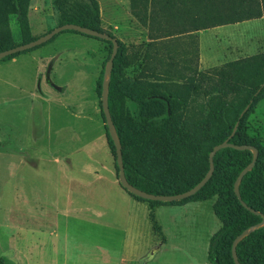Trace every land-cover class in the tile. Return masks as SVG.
Here are the masks:
<instances>
[{"label": "rangeland", "instance_id": "1", "mask_svg": "<svg viewBox=\"0 0 264 264\" xmlns=\"http://www.w3.org/2000/svg\"><path fill=\"white\" fill-rule=\"evenodd\" d=\"M96 2L101 29L123 45L121 77L143 85L156 83L169 91L190 79L198 85L195 104L184 112L190 119L201 118L197 105L208 99L202 97L203 90L218 83L222 75L236 78L233 62L264 53V15L194 30L190 14L203 11V4ZM234 5V0H214L225 19L232 17ZM88 8L89 0H30L29 34L43 35L59 24L63 13ZM20 34L10 16L4 38L18 45ZM49 43L43 44L45 54H63L49 75L50 84L62 92L52 104L28 96L39 87L30 79L29 69L15 70L23 75L21 93L9 90L6 72L14 70L0 68V257L4 263L21 264L24 252L28 264H89L88 249L100 247L115 257L124 241L127 245L131 241L138 248L134 255L142 254L135 264H142L165 236V246L145 264H208L211 232L220 227L212 210L214 199L183 210L159 206L154 213L161 228L158 234L149 219V203L128 199L131 194L114 183L116 162L100 110L110 44L72 31L57 34ZM4 59L0 63L9 60ZM49 67L46 64V72ZM219 96L215 94V103L231 99ZM31 104L43 111L42 124L35 122ZM134 112L135 105L125 98L118 122L126 140ZM246 129L264 145V99L248 114ZM125 149L130 161L138 163L139 149L127 144ZM186 214L188 221L182 218Z\"/></svg>", "mask_w": 264, "mask_h": 264}, {"label": "trees", "instance_id": "2", "mask_svg": "<svg viewBox=\"0 0 264 264\" xmlns=\"http://www.w3.org/2000/svg\"><path fill=\"white\" fill-rule=\"evenodd\" d=\"M89 1L90 8L83 12L63 13L56 26L71 23L105 32L100 27L98 3L96 0ZM177 1L182 4L194 2L204 5L203 11L190 14L194 30L226 22L257 19L264 15V0H234L235 5L230 19H225L215 9L214 0ZM29 3L30 0H0V51L15 46L4 38V35L9 33L10 16L21 33L19 44L36 38L29 34L27 20ZM107 34L114 37L110 33ZM105 42L110 44L112 49L111 42ZM117 43L118 49L113 60L109 83L108 107L121 144L124 173L132 186L155 195H173L191 189L208 170L209 152L230 137L236 123H238L236 131L229 139V143L250 145L258 150V158L253 168L242 178L239 185L241 200L246 207L236 198L233 184L241 170L250 163L252 153L232 148L221 149L215 154L211 178L197 193L187 199L158 202L142 200L131 194L136 199L149 203V219L153 231L158 234H161V229L153 213L155 207L214 199L213 213L221 225L209 240L207 260L210 264H234L231 257L234 238L245 229L259 223L264 216L263 140L259 136L250 135L246 129L248 114L260 100L264 99V53L233 62L231 66L236 78L229 80L222 75L218 83L203 90L202 97L208 99L205 103L197 105L201 118L190 119L184 112L187 107L195 104V98L198 97L200 90L197 89L198 85L190 79L169 91L156 83L149 82L143 85L140 80L121 77L123 45L118 40ZM19 54L21 53L6 57L4 60ZM215 94L221 98L230 96L231 99L227 103H215ZM125 98L135 105L131 135H127V140L124 139L118 122V115L123 112ZM246 107L248 108L240 116ZM101 115L104 121L102 112ZM104 127L116 162L113 143L105 125ZM126 144L136 150L139 149L138 163L133 164L128 158ZM115 168L118 175L117 165ZM236 253L240 264H264V226L241 240L236 247ZM0 264H5L1 257Z\"/></svg>", "mask_w": 264, "mask_h": 264}, {"label": "water", "instance_id": "3", "mask_svg": "<svg viewBox=\"0 0 264 264\" xmlns=\"http://www.w3.org/2000/svg\"><path fill=\"white\" fill-rule=\"evenodd\" d=\"M63 31H72L75 33L82 34L87 37H92L95 39L103 40V41H109L112 44V49L109 58L107 59L105 66H104V72H103V81L101 85V99H100V107L101 112L104 117V125L107 128L108 135L113 143L114 150H115V159H116V165L118 168V182L124 188L128 193L134 195L135 197H138L142 200L147 201H158V202H177L184 199H187L197 193L205 184L206 182L211 178L213 171H214V162L213 158L215 154L224 148H232L235 150H248L252 153V159L248 165H246L241 172L238 174L234 184H233V191L236 196V198L241 202V204L246 207V204L241 200L240 191H239V185L242 180V178L253 168L257 158H258V150L250 145H235L232 143H229V139L233 136V134L236 131L238 123H236L235 127L233 128V131L228 139L223 141L222 143L214 146L212 150L208 154V170L205 173L204 177L191 189L184 191L182 193H177L173 195H155L151 193H147L145 191H142L134 186H132L126 179L125 173H124V166H123V159H122V151H121V144L119 137L116 132V128L113 124L111 114L108 107V93H109V83L111 78V71L113 67V60L115 58V55L117 53L118 49V43L117 39L115 37L109 36L105 32H99L94 29H91L89 27H83L77 24H63L56 26L49 30L48 32L44 33L43 35H40L36 37L35 39L23 43L15 45L11 48L5 49L0 51V60L9 57L11 55L22 53L28 50H31L33 48L39 47L47 42H49L53 37H55L57 34L63 32ZM248 107L244 109V111L241 113L240 116L243 115V113L246 111ZM253 211V210H251ZM256 214H259L258 212L253 211ZM264 226V216H262V220L255 224L250 226L249 228L242 231L239 235H237L231 245V257L234 264H240L238 261L237 253H236V247L238 243L243 240L245 237L250 235L253 231L261 228ZM159 250V247L152 248L148 254L143 257L141 260L142 264H145L153 259L157 251Z\"/></svg>", "mask_w": 264, "mask_h": 264}, {"label": "crops", "instance_id": "4", "mask_svg": "<svg viewBox=\"0 0 264 264\" xmlns=\"http://www.w3.org/2000/svg\"><path fill=\"white\" fill-rule=\"evenodd\" d=\"M29 11H30V9L28 10L27 16L29 15ZM69 38H71V37H69ZM49 44H51V43H49ZM43 46H41L35 50H31V51L21 53L15 57L5 61V62L0 63V68L1 67H4V68L10 67V70H14L15 73L13 71H11L10 73L6 72V77L8 79V82L10 80L9 90H13V91L21 92V93L24 92V89H25L23 75L18 73L15 70L17 68H21L22 70L29 69L30 79L33 82H37L39 87L37 90H33V91L29 92L28 96L31 98H34V99L42 100V102H44V99H47L48 103L52 104V102H55L54 99H57V98L62 96L61 95L62 92L60 91L59 88H56L53 86V84H50L52 82L49 78V75L52 74L55 65H58V62H60V60H61L60 58H62L63 54L60 51L59 52L54 51L52 54H45L44 50L47 47L45 45H43ZM69 55L72 56L71 51H69ZM48 63L51 65V68L49 67L50 72H46V64H48ZM26 96H27V94H26ZM48 97H51V99H53V101H51L50 98L48 99ZM19 98L24 99V95H20ZM14 102L15 101L13 100L10 102V104H14ZM8 107L11 108L10 106H8ZM30 108H32V110H33L32 111L33 116L36 117L35 122L42 124V119L45 117L43 111L39 112L37 109H35V105H33V104L30 105ZM70 114L71 113L69 112V115ZM33 121L34 120H32V122ZM35 122H33V127H34ZM41 124H39V125L41 126ZM31 138H32V136H31ZM114 183L118 184V186L122 187L119 184L117 179H114ZM42 195H43V199H45L46 198L45 194H42ZM38 199H42L41 196H38ZM128 199H134L135 200L136 198L130 195V196H128ZM210 200H212V199H210ZM206 201H209V200H206ZM206 201L186 202V203L178 204V205H161V206H171L172 208H179L180 210H183V209L190 208L191 206H194V205L202 204ZM133 202H136V201H133ZM158 207L159 206L154 208L153 213H155V210ZM182 218L184 221L189 220V217H187V214L185 216H183ZM219 224H220V222H219ZM219 228L220 227L217 228V226H215L214 229L218 230ZM217 230H212V232H211L212 235ZM52 234L54 236H56L55 231H52ZM211 236H210V238H211ZM166 242L167 241H166V238L164 236V241L159 244V246H158L159 250L157 251V253L160 252V250L162 249L163 246H165ZM208 245H209V243H208ZM137 249L138 248H136V246L131 244V241H130L129 245H127V243L124 241V244L121 247V253H117L115 257L111 254L110 250H105V249H102L100 247H97V248L95 247V248H91V249L87 250L90 254L88 256H86L85 259L88 258V261H90L89 264H135L137 262V260L139 259V257L142 255V254H137V255L135 254L134 255V253ZM207 250H208V248H207ZM157 253L155 255H157ZM24 255L25 254L23 252L22 260L20 263L21 264H28L25 260ZM154 258H155V256H154ZM206 260H207V254H206ZM207 263L210 264L208 262V260H207Z\"/></svg>", "mask_w": 264, "mask_h": 264}]
</instances>
